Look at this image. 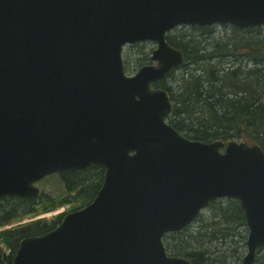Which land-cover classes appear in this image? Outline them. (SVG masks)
Returning a JSON list of instances; mask_svg holds the SVG:
<instances>
[{
    "label": "water",
    "instance_id": "obj_1",
    "mask_svg": "<svg viewBox=\"0 0 264 264\" xmlns=\"http://www.w3.org/2000/svg\"><path fill=\"white\" fill-rule=\"evenodd\" d=\"M264 25V0H0V201L38 199L43 178L103 168L93 200L20 240L10 264H193L167 253L217 199L238 201L241 264L264 247V150L185 137L153 87L184 62L180 25ZM155 42L128 75L123 48Z\"/></svg>",
    "mask_w": 264,
    "mask_h": 264
},
{
    "label": "trees",
    "instance_id": "obj_2",
    "mask_svg": "<svg viewBox=\"0 0 264 264\" xmlns=\"http://www.w3.org/2000/svg\"><path fill=\"white\" fill-rule=\"evenodd\" d=\"M214 26L194 25L207 31L203 38L171 31L167 40L182 52L184 63L153 87L169 92L174 106L167 120L185 137L204 142L237 140L258 144L264 150V26H229L230 32L216 39ZM58 177L63 191L55 197L42 191L38 199L4 197L0 201V264L11 263L22 238L46 233L56 227L64 213L90 203L101 186L103 168L91 165L84 170L63 171ZM63 205H69L67 211L50 220L43 217L15 224ZM195 222L200 223L196 233L189 228L164 237L169 254L193 264H217L213 252L229 250L233 240L228 241L229 236L241 227L247 230L243 211L234 199L212 201ZM206 243L216 244V250ZM260 252L264 253V247L257 250L255 264H264Z\"/></svg>",
    "mask_w": 264,
    "mask_h": 264
},
{
    "label": "rangeland",
    "instance_id": "obj_3",
    "mask_svg": "<svg viewBox=\"0 0 264 264\" xmlns=\"http://www.w3.org/2000/svg\"><path fill=\"white\" fill-rule=\"evenodd\" d=\"M229 28H230L229 26L215 25L213 27V37L216 39V38H220V36L222 35L224 36L226 33L230 32ZM174 30H175L174 34L189 35V36L196 37V38L197 37L203 38V36L208 35L207 31H201L198 28L194 27V25H181L175 28ZM155 47H156L155 42H150V41L145 42L141 44L140 46H138V44L126 45L125 48L123 49V59H124L125 69L127 71V74L132 75L137 71V69L140 66L153 63V61H151L150 58H151L152 51ZM140 63H142V65H140ZM37 185L41 188L43 192H45L46 194L52 197H55L56 195L62 193L63 191V184L60 181L58 174H53L52 177L48 176V177L43 178L41 181L37 183ZM68 208H69V205H63L60 208L52 212L41 214L37 217H29V216L25 217L22 221L15 223V224L25 223V222H29L31 220H34L37 218H43V217L50 220L58 213L67 211ZM205 211L206 209L202 213H205ZM9 226L10 225L6 227H9ZM189 228H191L194 231V233H196V231L198 232L200 230L199 229L200 223L194 222L188 227V229ZM246 237H247V230H245L244 227H241L235 233L234 236L232 237L229 236L228 241H230V239H233V240H231L232 247L229 250L225 251L227 253L223 252L220 254L219 252H213V256H215L216 254V256L218 257L217 264H241L242 257L246 253V243H245ZM206 245H210L209 246L210 248H214V245L216 247V244L206 243ZM263 254H264L263 252H260V256H263ZM222 259H224L223 263L221 262ZM258 264H263V263L261 262Z\"/></svg>",
    "mask_w": 264,
    "mask_h": 264
},
{
    "label": "flooded vegetation",
    "instance_id": "obj_4",
    "mask_svg": "<svg viewBox=\"0 0 264 264\" xmlns=\"http://www.w3.org/2000/svg\"><path fill=\"white\" fill-rule=\"evenodd\" d=\"M166 90V89H165Z\"/></svg>",
    "mask_w": 264,
    "mask_h": 264
}]
</instances>
